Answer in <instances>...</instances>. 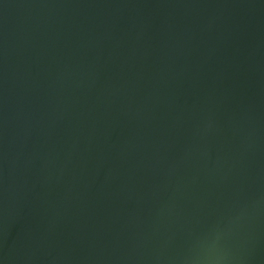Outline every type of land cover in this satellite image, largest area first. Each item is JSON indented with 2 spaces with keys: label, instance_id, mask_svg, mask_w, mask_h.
<instances>
[{
  "label": "water",
  "instance_id": "1",
  "mask_svg": "<svg viewBox=\"0 0 264 264\" xmlns=\"http://www.w3.org/2000/svg\"><path fill=\"white\" fill-rule=\"evenodd\" d=\"M264 264V0H0V264Z\"/></svg>",
  "mask_w": 264,
  "mask_h": 264
},
{
  "label": "clouds",
  "instance_id": "2",
  "mask_svg": "<svg viewBox=\"0 0 264 264\" xmlns=\"http://www.w3.org/2000/svg\"><path fill=\"white\" fill-rule=\"evenodd\" d=\"M220 233L210 232L196 245L188 264H230L228 253L219 245Z\"/></svg>",
  "mask_w": 264,
  "mask_h": 264
}]
</instances>
